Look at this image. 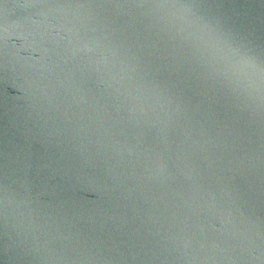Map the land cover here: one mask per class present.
<instances>
[{"label":"water","instance_id":"water-1","mask_svg":"<svg viewBox=\"0 0 264 264\" xmlns=\"http://www.w3.org/2000/svg\"><path fill=\"white\" fill-rule=\"evenodd\" d=\"M264 0H0V264H264Z\"/></svg>","mask_w":264,"mask_h":264},{"label":"snow or ice","instance_id":"snow-or-ice-1","mask_svg":"<svg viewBox=\"0 0 264 264\" xmlns=\"http://www.w3.org/2000/svg\"><path fill=\"white\" fill-rule=\"evenodd\" d=\"M191 39L206 56L222 65L225 76L239 79L249 72L258 73L264 92V57L257 59L242 47L215 34L193 36Z\"/></svg>","mask_w":264,"mask_h":264}]
</instances>
